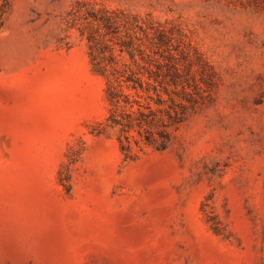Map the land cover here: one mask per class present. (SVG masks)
<instances>
[{
	"label": "rangeland",
	"instance_id": "374dc122",
	"mask_svg": "<svg viewBox=\"0 0 264 264\" xmlns=\"http://www.w3.org/2000/svg\"><path fill=\"white\" fill-rule=\"evenodd\" d=\"M8 2L0 264H264V0ZM102 7L174 29L186 69L165 147L131 130L125 160L80 26Z\"/></svg>",
	"mask_w": 264,
	"mask_h": 264
},
{
	"label": "trees",
	"instance_id": "16d2710c",
	"mask_svg": "<svg viewBox=\"0 0 264 264\" xmlns=\"http://www.w3.org/2000/svg\"><path fill=\"white\" fill-rule=\"evenodd\" d=\"M9 8L8 0H0V31ZM80 26L91 70L104 79V125L121 133L124 160L131 156L125 143L131 130L142 135L145 144L163 149L167 127L180 122L186 110V69L182 54L178 58L173 51L174 29L103 7L87 11ZM135 143L139 146V140Z\"/></svg>",
	"mask_w": 264,
	"mask_h": 264
}]
</instances>
